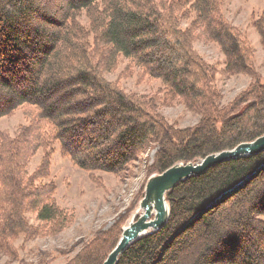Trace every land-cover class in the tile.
<instances>
[{
	"label": "trees",
	"instance_id": "trees-1",
	"mask_svg": "<svg viewBox=\"0 0 264 264\" xmlns=\"http://www.w3.org/2000/svg\"><path fill=\"white\" fill-rule=\"evenodd\" d=\"M56 1L0 0V118L23 107L35 111L28 129L14 139L0 136V254L11 264H33L21 258L17 240L55 236L74 222L54 199L55 183L44 181L53 144L99 186L95 173L120 177L152 145L147 178L264 135V78L252 46L226 18L224 0ZM254 26L264 48V12ZM197 39L218 45L228 75L252 78L227 105L219 103L215 67L193 48ZM119 57L160 81L157 100L183 104L200 116L197 124L175 128L156 104L107 81L104 72ZM37 151L42 162L28 173ZM166 201L167 224L133 242L117 264H264V152L190 177ZM128 212L74 255L77 244L40 253L38 264H52L57 255L63 264H103ZM27 213L38 225L29 224Z\"/></svg>",
	"mask_w": 264,
	"mask_h": 264
},
{
	"label": "rangeland",
	"instance_id": "rangeland-1",
	"mask_svg": "<svg viewBox=\"0 0 264 264\" xmlns=\"http://www.w3.org/2000/svg\"><path fill=\"white\" fill-rule=\"evenodd\" d=\"M56 3L58 1L53 0L52 4L56 5ZM263 12L264 0H224V14L233 26L242 31L245 39L252 46L253 65L261 78H264V48L254 22L261 17ZM192 19L193 15L190 14L188 19L182 20V28H186ZM86 21L83 14L80 18L81 25L86 26ZM193 48L206 63L215 67L213 84L221 95L219 101L221 106L227 105L252 82L249 75H228L225 72L224 55L215 43L197 39L193 43ZM104 78L116 83L124 93L156 104V111L175 128L192 127L200 118L198 114L188 110L177 101L163 106L157 100V97H162L163 87L160 81L143 73L128 58L119 57L116 66L104 72ZM33 116H35L33 108L23 107L1 117L0 136L6 135L14 139L18 133L29 128ZM52 146L50 177L44 181L55 183L54 199L59 207L73 215L74 222L55 236L37 237L30 241L20 238L16 241L15 245L19 248L21 258L33 264H38L40 253L66 249L77 244L72 254L74 255L84 242H87L96 232L108 229L117 217L128 210L129 218L125 225L135 214L137 216L142 214L143 211L137 213L141 190L144 194L147 177L151 174L148 173V167L153 163L157 150L155 145L145 149L120 177L107 173H95L101 177V185L98 186L89 180L86 172L79 170L61 154L58 143ZM42 159V152L37 151L27 164L28 173L35 171ZM152 175L155 174L152 173ZM26 217L29 224L38 225L34 214L27 213ZM260 220L264 222V217ZM64 262L65 258L57 255L52 264H63ZM0 264L11 263L6 256L0 254Z\"/></svg>",
	"mask_w": 264,
	"mask_h": 264
},
{
	"label": "water",
	"instance_id": "water-1",
	"mask_svg": "<svg viewBox=\"0 0 264 264\" xmlns=\"http://www.w3.org/2000/svg\"><path fill=\"white\" fill-rule=\"evenodd\" d=\"M264 152V135L251 142H244L231 150L207 155L198 163H177L160 174L151 175L144 186V195L139 202V211L122 228L119 240L103 264H117L119 257L136 240L156 233L169 219L166 194L179 183L193 176H200L215 165ZM152 217V218H151Z\"/></svg>",
	"mask_w": 264,
	"mask_h": 264
}]
</instances>
